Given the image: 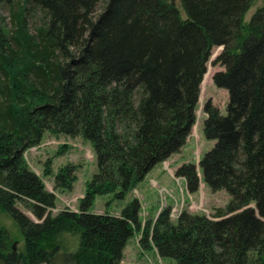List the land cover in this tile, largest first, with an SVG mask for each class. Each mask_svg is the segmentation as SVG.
Returning <instances> with one entry per match:
<instances>
[{
	"label": "trees",
	"instance_id": "16d2710c",
	"mask_svg": "<svg viewBox=\"0 0 264 264\" xmlns=\"http://www.w3.org/2000/svg\"><path fill=\"white\" fill-rule=\"evenodd\" d=\"M253 2L0 0V212L23 239L13 248L0 227V264H121L135 232L141 250L174 264H264V5L243 24ZM218 47L213 84L227 91L226 114L204 106L214 145L198 165L227 206L210 218L182 211L175 222L167 207L146 224L135 198L119 216L90 213L96 196L123 199L179 153ZM46 133L93 148L97 171L78 212L52 216L55 195L23 159ZM174 177L198 191L194 164ZM75 180L65 166L54 188L71 191Z\"/></svg>",
	"mask_w": 264,
	"mask_h": 264
},
{
	"label": "rangeland",
	"instance_id": "374dc122",
	"mask_svg": "<svg viewBox=\"0 0 264 264\" xmlns=\"http://www.w3.org/2000/svg\"><path fill=\"white\" fill-rule=\"evenodd\" d=\"M264 5V0H254L245 13L243 24H247L255 11ZM7 19L6 13H3ZM221 48L211 51L206 64V73L199 86V97L195 109V123L186 139L185 145L179 153L172 155L164 162L157 164L143 179L129 191L123 199L117 200L114 194L96 196L90 213L119 216L121 210L132 200L140 203V219L143 223L152 222L157 214L170 207V219L175 222L176 217L186 211L191 214L205 215L210 218L215 210L227 206L230 196L223 190L210 191L202 182L198 162L214 145L203 134L205 115L203 108L207 103L216 107L221 115L226 114L228 94L213 84V76L222 71L220 65L213 64V60L221 52ZM204 80V81H203ZM28 168L42 180L45 189L56 197L55 208L51 211L55 216L60 211L78 212L79 201L84 197L87 184L96 173V161L93 148L89 142L81 138H68L62 135L44 134L38 146L28 149L23 154ZM194 164L200 179V186L196 193L189 194L182 179L174 177L175 168L183 164ZM48 164V165H47ZM74 167L76 180L71 191L54 188V177L65 166ZM49 166L51 174H45V167ZM19 209L34 219L20 205ZM35 220V219H34ZM0 227L5 229L12 241L13 248L21 247L23 239L16 225L5 214L0 212ZM141 233L135 232L122 252L121 264H174L172 260L160 259L154 249L141 250L139 240Z\"/></svg>",
	"mask_w": 264,
	"mask_h": 264
},
{
	"label": "bare ground",
	"instance_id": "6f19581e",
	"mask_svg": "<svg viewBox=\"0 0 264 264\" xmlns=\"http://www.w3.org/2000/svg\"><path fill=\"white\" fill-rule=\"evenodd\" d=\"M205 76H206V75H204V79H205ZM203 81H204V80H203Z\"/></svg>",
	"mask_w": 264,
	"mask_h": 264
},
{
	"label": "water",
	"instance_id": "95a60500",
	"mask_svg": "<svg viewBox=\"0 0 264 264\" xmlns=\"http://www.w3.org/2000/svg\"><path fill=\"white\" fill-rule=\"evenodd\" d=\"M222 49V47H220Z\"/></svg>",
	"mask_w": 264,
	"mask_h": 264
},
{
	"label": "built area",
	"instance_id": "2783aa9c",
	"mask_svg": "<svg viewBox=\"0 0 264 264\" xmlns=\"http://www.w3.org/2000/svg\"><path fill=\"white\" fill-rule=\"evenodd\" d=\"M177 217H178V216H177ZM177 217H176V218H177Z\"/></svg>",
	"mask_w": 264,
	"mask_h": 264
},
{
	"label": "crops",
	"instance_id": "0c3cea01",
	"mask_svg": "<svg viewBox=\"0 0 264 264\" xmlns=\"http://www.w3.org/2000/svg\"><path fill=\"white\" fill-rule=\"evenodd\" d=\"M175 170H176V168H175Z\"/></svg>",
	"mask_w": 264,
	"mask_h": 264
}]
</instances>
